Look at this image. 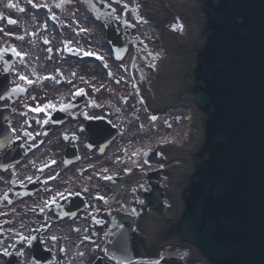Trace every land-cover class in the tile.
I'll list each match as a JSON object with an SVG mask.
<instances>
[{"label": "flooded vegetation", "instance_id": "flooded-vegetation-1", "mask_svg": "<svg viewBox=\"0 0 264 264\" xmlns=\"http://www.w3.org/2000/svg\"><path fill=\"white\" fill-rule=\"evenodd\" d=\"M96 2L0 0V264H89L110 229L136 111Z\"/></svg>", "mask_w": 264, "mask_h": 264}, {"label": "water", "instance_id": "water-1", "mask_svg": "<svg viewBox=\"0 0 264 264\" xmlns=\"http://www.w3.org/2000/svg\"><path fill=\"white\" fill-rule=\"evenodd\" d=\"M156 2L164 15L169 1ZM190 10L204 15L207 35L184 44L165 36L169 76L181 87L192 79L188 95L207 119L189 185L176 186L184 209L172 231L211 264H264V0H199Z\"/></svg>", "mask_w": 264, "mask_h": 264}, {"label": "bare ground", "instance_id": "bare-ground-1", "mask_svg": "<svg viewBox=\"0 0 264 264\" xmlns=\"http://www.w3.org/2000/svg\"><path fill=\"white\" fill-rule=\"evenodd\" d=\"M124 2H125V3H128V0H124ZM188 115H189V117L191 118V114H188ZM190 118H189V119H190ZM187 132H189V121H188V124H187V127H186V133H187ZM187 135H188V134H187ZM187 135H186V136H183L182 139H181L180 141L185 140V138L187 137ZM178 140H179V139H178ZM153 169H154V168H153Z\"/></svg>", "mask_w": 264, "mask_h": 264}, {"label": "snow or ice", "instance_id": "snow-or-ice-1", "mask_svg": "<svg viewBox=\"0 0 264 264\" xmlns=\"http://www.w3.org/2000/svg\"><path fill=\"white\" fill-rule=\"evenodd\" d=\"M10 23H15V21H9ZM21 39H22V37H21ZM17 55H19V53H17ZM34 110H36V111H39L40 109H34Z\"/></svg>", "mask_w": 264, "mask_h": 264}, {"label": "rangeland", "instance_id": "rangeland-1", "mask_svg": "<svg viewBox=\"0 0 264 264\" xmlns=\"http://www.w3.org/2000/svg\"><path fill=\"white\" fill-rule=\"evenodd\" d=\"M101 35H103L102 33H100ZM160 132V131H159ZM157 134H158V131H157ZM143 143V142H142Z\"/></svg>", "mask_w": 264, "mask_h": 264}]
</instances>
